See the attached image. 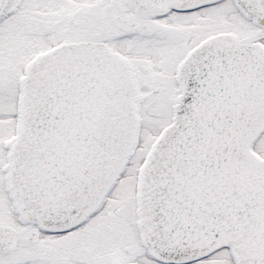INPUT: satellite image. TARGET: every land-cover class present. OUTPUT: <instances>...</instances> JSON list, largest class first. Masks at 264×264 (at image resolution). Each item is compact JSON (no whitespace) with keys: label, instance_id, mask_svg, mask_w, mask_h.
I'll return each instance as SVG.
<instances>
[{"label":"snow or ice","instance_id":"1","mask_svg":"<svg viewBox=\"0 0 264 264\" xmlns=\"http://www.w3.org/2000/svg\"><path fill=\"white\" fill-rule=\"evenodd\" d=\"M0 264H264V0H0Z\"/></svg>","mask_w":264,"mask_h":264}]
</instances>
